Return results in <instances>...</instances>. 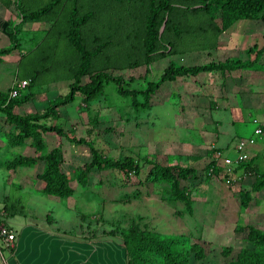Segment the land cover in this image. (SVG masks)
Returning <instances> with one entry per match:
<instances>
[{"label": "rangeland", "instance_id": "374dc122", "mask_svg": "<svg viewBox=\"0 0 264 264\" xmlns=\"http://www.w3.org/2000/svg\"><path fill=\"white\" fill-rule=\"evenodd\" d=\"M46 3L47 0L34 1L31 10ZM65 3L69 6L70 0ZM199 21L191 19L190 24L194 26ZM61 25L58 19L54 27ZM42 26L25 27L22 37L27 41L16 44L12 54L0 56L2 92L7 90L9 79L27 81L35 69H43L32 85L20 92H29L31 97L16 110L19 114L38 112L68 92L69 53L58 37L51 40V32L47 33L49 25ZM162 30L163 26L159 34ZM53 42L58 44L57 48L53 46L51 56L44 63L35 60V46L46 52L45 48L50 49ZM263 43L264 22L238 21L219 36L185 35L178 44L179 54L154 61L147 69L116 70L110 74L126 82L130 77L136 79V83H128L129 88L138 91L143 82L155 81L168 62L216 63L228 55H244L245 50ZM15 57L19 59L17 65ZM146 70L148 74L144 76ZM225 79L218 73H206L164 83L145 109L131 107L129 99L119 96L112 83L104 84L87 104L77 93L71 104L60 107L46 123L60 126L68 136L85 139L101 157H131L139 171L137 176L124 177L113 169H92L85 183L78 184L76 171L90 160L89 151L86 145H71L63 139L64 171L73 190L67 199L40 192L41 182L35 180L34 174L41 172V163L6 169V164L16 156L38 154L28 141L21 147L10 148L3 136L6 127L0 116V209L3 204L18 201L20 208L16 211L22 210L12 217L0 213V228L14 235L12 245L0 238V264H124L119 234L130 226L151 231L163 240L184 236L209 243L212 253L205 264H223L226 259L221 257V249L229 248L230 257L237 251L254 249L245 232L239 230L252 226L264 234V193H250L247 206L242 207L239 193L250 192L253 178L239 174L240 180L227 186L224 178L215 180L207 177L205 171L209 142L221 138L227 141L222 145L227 149L235 139L252 135V121L264 122V107L261 111L249 107L251 97L263 92L258 84L264 82V61L228 74ZM137 101L141 102L139 96ZM53 138H44V152L54 146ZM244 164L264 172V130L246 151ZM152 165L192 169L194 176L181 183L186 188V199L175 200L166 182L145 181Z\"/></svg>", "mask_w": 264, "mask_h": 264}, {"label": "trees", "instance_id": "16d2710c", "mask_svg": "<svg viewBox=\"0 0 264 264\" xmlns=\"http://www.w3.org/2000/svg\"><path fill=\"white\" fill-rule=\"evenodd\" d=\"M64 10L66 17L63 15ZM20 15L23 22L48 23L50 26L47 33L51 32V40L58 37L65 43L69 53L67 72L70 83L67 94L50 101L44 109L29 114L16 113L29 101V92L15 98H8L9 90L0 93V115L6 127L3 131L4 139L10 148L21 147L28 141L29 147L38 154L34 157L16 156L6 164V169L29 168L41 163L42 170L34 177L41 182L40 192L57 199H67L73 194L64 171L62 139L71 145H86L88 148L90 160L82 163L76 171L78 184L85 183L92 169H113L124 177L137 176L139 171L131 157L118 160L101 157L85 139L68 136L60 126L46 123L57 115L60 107L71 104L77 93L82 102L87 104L101 92L104 84L112 83L119 96L129 99L131 107L145 109L151 96L164 83L179 78H195L206 73L225 76L233 71L250 69L264 54L263 43L258 49H247L244 52L247 58L245 61L227 58L222 62L203 65H175L168 62L155 81L143 82L142 89L137 91L129 88L128 83H136V79L130 77L126 82L120 76H112L110 73L139 67L147 69L154 61L179 54L178 44L187 34L215 37L238 21L264 22V0H70L69 6H66L65 0H49L36 10H21ZM58 19L62 25L55 29ZM191 19L200 21L192 26ZM161 26L163 30L159 34ZM56 44L51 43L50 49L45 48L46 52L35 46V60L44 63ZM12 45L1 49L0 56L16 48V44ZM42 71V68L35 69L33 76L24 80L27 82L25 87L29 88ZM147 74L148 70L144 76ZM138 96L141 102L137 101ZM47 135L54 137L55 141L54 146L44 152V137ZM212 165L211 161L205 171L210 178H214L217 173L213 170L209 172ZM240 167L243 173H248L245 170L249 164L242 163ZM193 173L190 168L152 165L144 180L149 183L166 182L173 198L182 201L186 199L187 193L181 183L193 177ZM251 174L254 181L250 192L243 191L238 196L242 207L247 206L250 193H264V172L253 168ZM18 204V201L3 204L0 213L9 217L15 213L20 215L22 210L16 211L20 208ZM239 231L245 232L246 240L254 249L237 251L231 257L229 248L221 249L220 255L226 259L223 264H264V234L252 226ZM119 237L124 251V264H205L212 253L207 242L184 236L163 240L153 232L137 226H130Z\"/></svg>", "mask_w": 264, "mask_h": 264}, {"label": "crops", "instance_id": "0c3cea01", "mask_svg": "<svg viewBox=\"0 0 264 264\" xmlns=\"http://www.w3.org/2000/svg\"><path fill=\"white\" fill-rule=\"evenodd\" d=\"M34 1H37V2H41L42 0H0V44H5L3 46H0V50L1 49H6L10 44H23V41H27L25 39H23L22 35H23V32L25 30V27L27 26H31V27H40L42 25H45L46 22H23L22 21V18H21V15H20V11L21 10H27V11H30L32 8H34V6H32L31 4H33ZM46 0H44L45 2ZM49 0H47L48 2ZM20 9V10H19ZM48 24V23H46ZM49 25V24H48ZM50 26V25H49ZM43 27V26H42ZM49 28V27H48ZM47 28V29H48ZM9 33L11 34V36H9ZM15 34H17V36H15ZM18 39H21V41H19ZM44 40V38H43ZM19 41V42H18ZM41 42L38 41L36 42V44H39ZM243 45V44H242ZM255 45V44H253ZM263 45V44H262ZM261 45V46H262ZM260 46V47H261ZM232 47H234L232 45ZM231 46H229V48H232ZM258 47V48H260ZM256 48V49H258ZM246 51V50H245ZM244 51V52H245ZM11 53V52H10ZM9 53V54H10ZM9 54H6V55H9ZM12 54V53H11ZM3 56V55H2ZM228 57H236L235 59H238V60H241L243 61L244 58H246L245 54H241V55H228L226 56L223 60H220L219 62H222L224 61L225 59H227ZM16 60H15V65L18 64V61L19 59L17 57H15ZM22 59V58H21ZM20 59V60H21ZM264 61V54L262 56H260L259 60L257 61L256 64L258 63H261ZM0 62H1V58H0ZM255 64V65H256ZM253 65L252 68L255 66ZM240 70H237V71H233L231 73H236ZM229 73V74H231ZM202 75V74H201ZM228 75V74H227ZM200 76V75H199ZM198 77V76H197ZM226 78V75L223 76V80ZM226 80V79H225ZM14 81H21V80H17V77H14L12 79H9L7 82H6V88L7 90L10 89L12 83ZM24 81V80H22ZM262 82V80H261ZM260 83V82H259ZM263 84H258V89H263V92H259V95L254 97L252 96L251 97V100H250V105L249 107H251L253 109V111H261L264 107V82H262ZM10 85V86H8ZM4 87V88H5ZM6 90V91H7ZM3 90H0V93L2 92ZM229 111V109L227 110ZM1 116V115H0ZM2 117V116H1ZM3 118V117H2ZM4 119V118H3ZM257 122H260V123H264V122H261V121H258V120H255ZM253 123V121H252ZM264 130V129H263ZM251 136V135H250ZM249 136V137H250ZM45 138V137H44ZM247 138V137H246ZM259 138V137H257ZM255 138V141L256 139ZM240 139V138H237L235 139V141H232L230 143V145H228L227 149H224V145L227 143V141H222L221 138L218 140H212L211 142H209L208 144V156H209V161L207 162L208 163H211V152H210V146H213L214 148H216L217 150L223 152L224 155H227V156H232L233 155V147L235 145V143L237 142V140ZM63 140V139H62ZM61 140V142H62ZM254 141V143H255ZM54 143V142H53ZM52 143V144H53ZM223 145V146H222ZM254 145V144H253ZM250 146L248 148H251L253 147ZM62 148H63V143H62ZM248 150V149H247ZM37 165V164H36ZM253 168H255V166H251L249 165V168H247L245 171L248 172V173H243V168H241L240 166L238 167V169L236 170L235 172V175L238 174V176L236 178H239V179H236L235 178V182L236 181H239L240 180V177H239V174L243 175V176H248V177H251L253 178V175L251 174V172H253ZM257 169V168H256ZM250 172V173H249ZM38 174V173H37ZM36 174H34V177H35ZM215 179V178H214ZM217 180V179H215ZM26 234V232H25ZM22 234H20L19 238H22L21 237Z\"/></svg>", "mask_w": 264, "mask_h": 264}, {"label": "built area", "instance_id": "2783aa9c", "mask_svg": "<svg viewBox=\"0 0 264 264\" xmlns=\"http://www.w3.org/2000/svg\"><path fill=\"white\" fill-rule=\"evenodd\" d=\"M26 85V81H14L9 89L8 98L17 97ZM253 124L254 128L252 131V135L250 137L240 138L237 140L233 147L232 156L224 155L223 152L217 150L213 146H210L211 161L213 165L212 169H210L209 172H211L212 170L216 171L217 173L214 178H224L225 184L227 186L235 182V172L238 167L245 162L246 151L248 147L252 146L254 144L255 138L260 137L263 132L264 123H260L254 120ZM0 238L3 239L5 243H11L12 245L14 235L10 234L6 229L0 228Z\"/></svg>", "mask_w": 264, "mask_h": 264}]
</instances>
